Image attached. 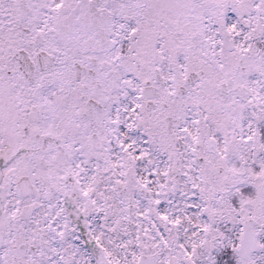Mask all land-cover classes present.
<instances>
[{
  "label": "snow or ice",
  "instance_id": "6c2138e0",
  "mask_svg": "<svg viewBox=\"0 0 264 264\" xmlns=\"http://www.w3.org/2000/svg\"><path fill=\"white\" fill-rule=\"evenodd\" d=\"M0 264H264V0H0Z\"/></svg>",
  "mask_w": 264,
  "mask_h": 264
}]
</instances>
